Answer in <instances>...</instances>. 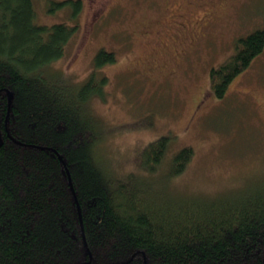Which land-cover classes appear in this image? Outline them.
<instances>
[{"label": "trees", "instance_id": "16d2710c", "mask_svg": "<svg viewBox=\"0 0 264 264\" xmlns=\"http://www.w3.org/2000/svg\"><path fill=\"white\" fill-rule=\"evenodd\" d=\"M52 3L74 16L83 8V0ZM78 29L77 21L37 23L33 0H0V264H264V182L212 199L173 198L169 177L194 149L161 165L168 134L143 148L139 173L117 175L99 156L109 130L90 104L105 96L100 69L117 58L101 48L82 84L54 70ZM234 47L210 70L219 98L264 50V28Z\"/></svg>", "mask_w": 264, "mask_h": 264}, {"label": "rangeland", "instance_id": "374dc122", "mask_svg": "<svg viewBox=\"0 0 264 264\" xmlns=\"http://www.w3.org/2000/svg\"><path fill=\"white\" fill-rule=\"evenodd\" d=\"M33 2L37 23L79 24L54 70L82 84L101 48L116 53L117 60L100 69L109 76L105 96L93 97L90 106L109 130L99 156L117 175L144 171L141 151L168 134L161 165L184 146L194 149L181 174L170 178L168 167L163 170L173 198L212 199L264 182V50L224 97L214 95L210 78L211 68L235 51L237 38L264 28V0H214L210 16L192 7L195 25L179 33L180 40L168 39L172 0H83L77 16L52 0ZM201 17L209 19L204 29Z\"/></svg>", "mask_w": 264, "mask_h": 264}, {"label": "flooded vegetation", "instance_id": "af4514ba", "mask_svg": "<svg viewBox=\"0 0 264 264\" xmlns=\"http://www.w3.org/2000/svg\"><path fill=\"white\" fill-rule=\"evenodd\" d=\"M174 13L171 15V26L174 29V35L169 37L170 40H180L179 33L189 30L193 26L196 18L192 15L190 9L197 7L198 10H205L207 16L213 15L214 0H172ZM226 1V0H225ZM201 16V15H200ZM208 17H201L199 19L200 29L207 27ZM196 21V20H195ZM195 25V24H194Z\"/></svg>", "mask_w": 264, "mask_h": 264}, {"label": "water", "instance_id": "95a60500", "mask_svg": "<svg viewBox=\"0 0 264 264\" xmlns=\"http://www.w3.org/2000/svg\"><path fill=\"white\" fill-rule=\"evenodd\" d=\"M7 93L9 94L10 101H11V99H12V97H11V91L7 90ZM1 142H2V141H1Z\"/></svg>", "mask_w": 264, "mask_h": 264}]
</instances>
